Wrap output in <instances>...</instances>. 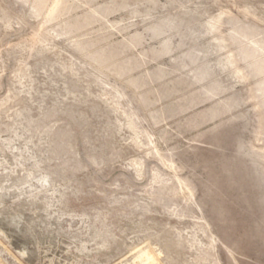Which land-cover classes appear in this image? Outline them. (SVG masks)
<instances>
[{"label":"rangeland","instance_id":"1","mask_svg":"<svg viewBox=\"0 0 264 264\" xmlns=\"http://www.w3.org/2000/svg\"><path fill=\"white\" fill-rule=\"evenodd\" d=\"M0 264H264V0H0Z\"/></svg>","mask_w":264,"mask_h":264}]
</instances>
